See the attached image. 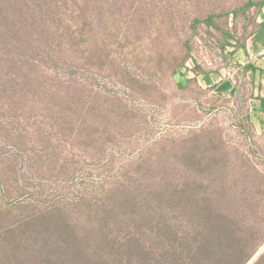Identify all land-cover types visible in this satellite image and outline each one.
Here are the masks:
<instances>
[{
    "label": "rangeland",
    "instance_id": "obj_1",
    "mask_svg": "<svg viewBox=\"0 0 264 264\" xmlns=\"http://www.w3.org/2000/svg\"><path fill=\"white\" fill-rule=\"evenodd\" d=\"M254 1L0 0V264H137L205 205L264 264Z\"/></svg>",
    "mask_w": 264,
    "mask_h": 264
},
{
    "label": "trees",
    "instance_id": "obj_2",
    "mask_svg": "<svg viewBox=\"0 0 264 264\" xmlns=\"http://www.w3.org/2000/svg\"><path fill=\"white\" fill-rule=\"evenodd\" d=\"M263 3L264 0H255L253 5L259 11ZM263 34L264 22L257 23L253 36L257 35L262 42ZM256 38L252 41H257ZM198 205V202L193 204L196 209ZM211 211L205 205L202 210L195 211L197 214L193 213L195 216L180 218V222L175 220V226L180 224V230L169 222L163 233L165 243L157 253L152 247L136 243L134 248L129 246V256L138 260L137 264H245L250 253L241 257L243 250L238 249L232 222L213 216Z\"/></svg>",
    "mask_w": 264,
    "mask_h": 264
},
{
    "label": "built area",
    "instance_id": "obj_3",
    "mask_svg": "<svg viewBox=\"0 0 264 264\" xmlns=\"http://www.w3.org/2000/svg\"><path fill=\"white\" fill-rule=\"evenodd\" d=\"M249 61L264 63V45L255 53L250 54L248 60L246 62H243V64L248 63Z\"/></svg>",
    "mask_w": 264,
    "mask_h": 264
},
{
    "label": "crops",
    "instance_id": "obj_4",
    "mask_svg": "<svg viewBox=\"0 0 264 264\" xmlns=\"http://www.w3.org/2000/svg\"><path fill=\"white\" fill-rule=\"evenodd\" d=\"M257 20L259 23L264 22V3L262 7L260 8V10L258 11ZM262 40H263L262 42H264V34L262 35Z\"/></svg>",
    "mask_w": 264,
    "mask_h": 264
}]
</instances>
